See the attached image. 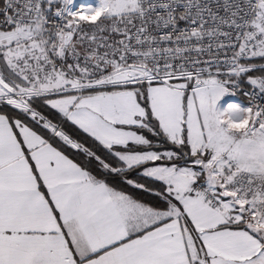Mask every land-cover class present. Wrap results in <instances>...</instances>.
Instances as JSON below:
<instances>
[{"label": "snow or ice", "instance_id": "6c2138e0", "mask_svg": "<svg viewBox=\"0 0 264 264\" xmlns=\"http://www.w3.org/2000/svg\"><path fill=\"white\" fill-rule=\"evenodd\" d=\"M0 264H264V0H0Z\"/></svg>", "mask_w": 264, "mask_h": 264}]
</instances>
